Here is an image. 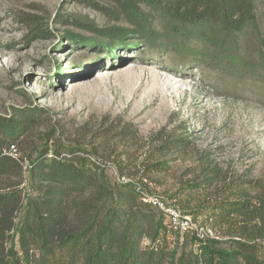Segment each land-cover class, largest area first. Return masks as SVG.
Here are the masks:
<instances>
[{"label":"rangeland","instance_id":"obj_1","mask_svg":"<svg viewBox=\"0 0 264 264\" xmlns=\"http://www.w3.org/2000/svg\"><path fill=\"white\" fill-rule=\"evenodd\" d=\"M77 16L96 30L118 21L87 0H0V114L46 111L8 150L23 158L26 179L24 165L46 145L63 155L71 146L94 155L112 182L156 193L206 223L207 215L184 207L195 209L206 197L193 186L204 165L216 162L224 176L250 174L264 184V103L250 90L235 94L220 73L211 80L195 65L158 56L138 41L117 46L118 39L100 38L97 47L96 37L88 44L94 34L77 28ZM258 16L254 35L264 32V0ZM179 137L185 147L162 149ZM21 188L24 196L32 193L27 180ZM179 240L181 251L186 241ZM186 247L194 249L190 240Z\"/></svg>","mask_w":264,"mask_h":264},{"label":"trees","instance_id":"obj_2","mask_svg":"<svg viewBox=\"0 0 264 264\" xmlns=\"http://www.w3.org/2000/svg\"><path fill=\"white\" fill-rule=\"evenodd\" d=\"M104 1L87 3L118 20L111 28L96 30L87 17L73 18L78 29L94 34L88 44L96 37L97 47L100 38L118 39L117 46L138 41L158 56L195 65L211 80L218 72L235 94L250 90L264 103V32L254 35L258 0ZM60 22L70 23L67 15ZM44 112L0 114V264H264V184L254 175L224 176L216 162L202 167L193 186L206 197L195 209L184 207L207 215L221 238L202 242L187 234L179 251L180 237L167 231L162 212L143 202L135 185L112 182L94 155L77 153L83 149L68 146L63 155L46 145L30 161L26 179L23 158L8 150ZM186 144L179 137L162 149ZM26 180L32 193L24 196ZM189 240L194 249L186 247Z\"/></svg>","mask_w":264,"mask_h":264},{"label":"built area","instance_id":"obj_3","mask_svg":"<svg viewBox=\"0 0 264 264\" xmlns=\"http://www.w3.org/2000/svg\"><path fill=\"white\" fill-rule=\"evenodd\" d=\"M11 147L14 149L15 145ZM24 167L25 169H29L31 165L27 163ZM137 190L146 203L162 212L164 224L169 233L179 236L181 239L187 234L195 235L202 242H206L208 239L221 238L211 224L196 220L192 214L184 211L177 204L166 201L156 193L143 191L140 187Z\"/></svg>","mask_w":264,"mask_h":264}]
</instances>
